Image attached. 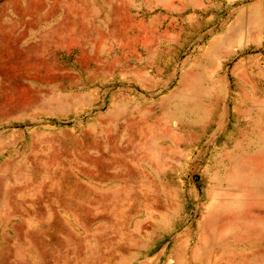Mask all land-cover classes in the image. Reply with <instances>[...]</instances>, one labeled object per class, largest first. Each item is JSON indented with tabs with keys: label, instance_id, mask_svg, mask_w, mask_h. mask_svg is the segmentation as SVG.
Listing matches in <instances>:
<instances>
[{
	"label": "rangeland",
	"instance_id": "rangeland-1",
	"mask_svg": "<svg viewBox=\"0 0 264 264\" xmlns=\"http://www.w3.org/2000/svg\"><path fill=\"white\" fill-rule=\"evenodd\" d=\"M0 264H264V0H0Z\"/></svg>",
	"mask_w": 264,
	"mask_h": 264
},
{
	"label": "crops",
	"instance_id": "crops-1",
	"mask_svg": "<svg viewBox=\"0 0 264 264\" xmlns=\"http://www.w3.org/2000/svg\"><path fill=\"white\" fill-rule=\"evenodd\" d=\"M242 118L245 119L247 123H251V124L254 123V124L258 125L262 122L259 118L255 117L253 114H247V115L243 116ZM254 129L255 128L252 127L251 130H254ZM250 135H251V133L245 134L244 138L250 139L251 138V137L249 138Z\"/></svg>",
	"mask_w": 264,
	"mask_h": 264
}]
</instances>
